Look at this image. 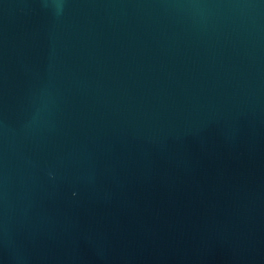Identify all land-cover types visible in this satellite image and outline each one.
Segmentation results:
<instances>
[{
    "label": "water",
    "instance_id": "water-1",
    "mask_svg": "<svg viewBox=\"0 0 264 264\" xmlns=\"http://www.w3.org/2000/svg\"><path fill=\"white\" fill-rule=\"evenodd\" d=\"M0 264H264V0H0Z\"/></svg>",
    "mask_w": 264,
    "mask_h": 264
}]
</instances>
